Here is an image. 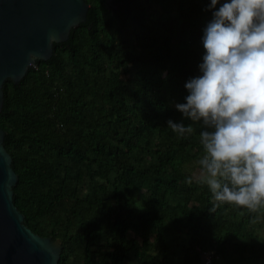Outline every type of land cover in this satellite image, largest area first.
I'll list each match as a JSON object with an SVG mask.
<instances>
[{"label":"trees","instance_id":"trees-1","mask_svg":"<svg viewBox=\"0 0 264 264\" xmlns=\"http://www.w3.org/2000/svg\"><path fill=\"white\" fill-rule=\"evenodd\" d=\"M86 1L52 56L4 84L0 126L26 223L62 240L58 264H201L209 251L207 264H264V209L215 205L197 179L203 125L176 108L220 4ZM169 120L194 131L181 137Z\"/></svg>","mask_w":264,"mask_h":264},{"label":"clouds","instance_id":"clouds-1","mask_svg":"<svg viewBox=\"0 0 264 264\" xmlns=\"http://www.w3.org/2000/svg\"><path fill=\"white\" fill-rule=\"evenodd\" d=\"M200 75L189 79L184 118L202 123L197 179L215 205L264 209V0H211ZM167 126L179 136L192 124ZM189 184L192 180L187 181Z\"/></svg>","mask_w":264,"mask_h":264},{"label":"water","instance_id":"water-1","mask_svg":"<svg viewBox=\"0 0 264 264\" xmlns=\"http://www.w3.org/2000/svg\"><path fill=\"white\" fill-rule=\"evenodd\" d=\"M89 7L86 0H0V110L5 81L18 83L38 59H49L54 43L69 38ZM5 135L0 126V264H58L62 240L34 231L14 201L19 176ZM201 264H207L206 252Z\"/></svg>","mask_w":264,"mask_h":264},{"label":"rangeland","instance_id":"rangeland-1","mask_svg":"<svg viewBox=\"0 0 264 264\" xmlns=\"http://www.w3.org/2000/svg\"><path fill=\"white\" fill-rule=\"evenodd\" d=\"M224 2H230L229 0H223ZM196 160V159H195ZM197 162L199 161V159L198 160H196ZM260 222H263V221H260ZM263 228V224L261 225V226H259V229H262ZM131 234H135V233H133V232H131ZM209 256V257H208ZM210 259V251L209 252H206V259ZM127 264H134V263H132V262H127Z\"/></svg>","mask_w":264,"mask_h":264},{"label":"built area","instance_id":"built-area-1","mask_svg":"<svg viewBox=\"0 0 264 264\" xmlns=\"http://www.w3.org/2000/svg\"><path fill=\"white\" fill-rule=\"evenodd\" d=\"M209 257V256H208ZM209 262V259L207 258V263Z\"/></svg>","mask_w":264,"mask_h":264}]
</instances>
